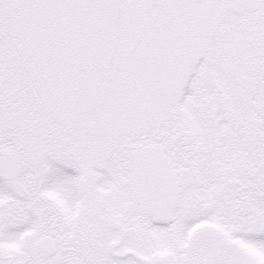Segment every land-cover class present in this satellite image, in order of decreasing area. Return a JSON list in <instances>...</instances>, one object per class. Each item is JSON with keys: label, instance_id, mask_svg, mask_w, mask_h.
Wrapping results in <instances>:
<instances>
[{"label": "snow or ice", "instance_id": "obj_1", "mask_svg": "<svg viewBox=\"0 0 264 264\" xmlns=\"http://www.w3.org/2000/svg\"><path fill=\"white\" fill-rule=\"evenodd\" d=\"M0 264H264V0H0Z\"/></svg>", "mask_w": 264, "mask_h": 264}]
</instances>
